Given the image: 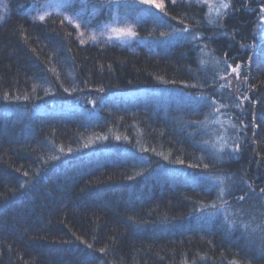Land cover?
<instances>
[{"label":"trees","instance_id":"1","mask_svg":"<svg viewBox=\"0 0 264 264\" xmlns=\"http://www.w3.org/2000/svg\"><path fill=\"white\" fill-rule=\"evenodd\" d=\"M32 4L0 10V264H264V0H165L133 48Z\"/></svg>","mask_w":264,"mask_h":264},{"label":"rangeland","instance_id":"2","mask_svg":"<svg viewBox=\"0 0 264 264\" xmlns=\"http://www.w3.org/2000/svg\"><path fill=\"white\" fill-rule=\"evenodd\" d=\"M9 0H0V10L6 12ZM93 0H33L28 13L33 18L43 16L44 19L57 15L75 26L77 35L82 43L93 44H119L133 48L137 45L147 44L137 35V27L151 9L161 11L154 5L145 4L142 0H102V7L92 5ZM190 3L206 4L210 8L220 6L227 0H176ZM156 3H165V0H156ZM107 6V17H100L103 8ZM109 6V7H108ZM79 25V27H77ZM131 34H128V33ZM229 80H232L230 78ZM239 86L241 82H238ZM181 96L183 94H180ZM224 103L222 104V106ZM221 106V104H219ZM221 107L214 108L216 115L211 119L206 133L213 135L219 129L221 117L226 122L228 111H220ZM219 109V111H217ZM182 111V109L180 110ZM227 111V112H226ZM206 117V115H205ZM203 117V118H205ZM218 123V124H217ZM221 129L222 126L220 125ZM227 131V128L225 127ZM225 134V131L222 132ZM234 141V139L232 140ZM227 155V152H226Z\"/></svg>","mask_w":264,"mask_h":264},{"label":"snow or ice","instance_id":"3","mask_svg":"<svg viewBox=\"0 0 264 264\" xmlns=\"http://www.w3.org/2000/svg\"><path fill=\"white\" fill-rule=\"evenodd\" d=\"M142 2L145 3V4H151V5H154L155 8H158V9H161V10H163V8H164V4H163V3H156V0H142ZM171 2H172L173 4H175V3H176V0H171ZM197 2H200V0H197ZM221 7H223V8H228L229 5L226 4V3H222V4H221ZM0 19H2V18H0ZM39 19H40V20H43L44 17L41 16V17H39ZM77 27H79V25H77ZM178 31H179L182 35H183L184 33H189V29H186V28H181V29H179ZM128 34H131V33L129 32ZM173 35H175V33H173ZM188 38H190V39H192V40H194V41L199 39L198 36H196L195 34H192V33H189ZM201 63H204V61H201ZM229 67H230V66H229ZM231 71H232V72H236L237 69H236V68H232ZM221 78H223V77H221ZM217 111H219V109H217ZM237 150H238V147H237ZM262 191H264V190H262ZM240 199L242 200L243 197H240Z\"/></svg>","mask_w":264,"mask_h":264}]
</instances>
